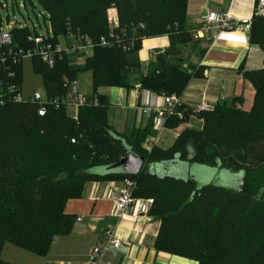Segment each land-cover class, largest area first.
I'll return each mask as SVG.
<instances>
[{"label": "trees", "instance_id": "16d2710c", "mask_svg": "<svg viewBox=\"0 0 264 264\" xmlns=\"http://www.w3.org/2000/svg\"><path fill=\"white\" fill-rule=\"evenodd\" d=\"M260 0H257V6ZM53 32V43L70 34L88 36L95 42L109 38L107 12L119 11L120 26L115 34L134 40L129 51L119 47H96L84 63L76 54L61 52L54 69L38 57L32 58L35 74L41 75L51 97L62 96L64 77L78 79L92 74L97 108H85L78 120L65 108L49 109L44 117L38 106L9 102L0 108V264L7 243L44 257L55 237L69 235L76 218L65 212L68 201L82 197L88 182L121 181L136 183V199H152L149 215L161 226L156 250L196 261L198 264H264V68L244 71L255 89L250 111L243 99L232 105H215L214 111L200 113L203 129L187 127L169 149L144 144L157 136L154 116L145 127L119 134L108 121L109 98L102 88L127 91L137 85L154 95L180 96L188 81L202 78L195 67L182 65V48L196 42L187 22L188 0H40ZM8 49L27 52L34 47L28 28L12 31ZM168 37L170 48L144 67L139 53L148 39ZM250 44L264 52V17L250 23ZM14 54V53H13ZM13 55L0 71L6 87L22 89V60ZM188 120H185L186 123ZM183 124L170 120L166 128ZM125 146L145 159L138 176L105 174L104 169L125 156ZM177 162L188 166L183 179L160 177L158 165ZM205 166L244 178L242 191L207 185L200 187L191 177L192 167ZM148 168V171H145ZM152 168L155 170L151 173ZM218 237L220 245L215 244Z\"/></svg>", "mask_w": 264, "mask_h": 264}, {"label": "crops", "instance_id": "0c3cea01", "mask_svg": "<svg viewBox=\"0 0 264 264\" xmlns=\"http://www.w3.org/2000/svg\"><path fill=\"white\" fill-rule=\"evenodd\" d=\"M257 11V0H188L187 22L191 29L198 20L209 13L230 14L235 28L220 33L211 32L207 39L195 41L196 48L188 45L182 48V65L185 69L195 67L189 73L193 76L179 96L189 107L196 108L202 102L210 105H232L235 98H242V107L250 111L254 104L255 89L245 79L244 71H258L264 68V52L250 44L249 33L244 25L251 23ZM194 41V40H193ZM170 48V39L160 37L143 42L139 58L144 67L155 62L158 54ZM100 95L109 98V124L120 134L133 128L145 127L148 119L141 114L140 108L149 101L147 91L137 86L127 91L122 88H102ZM199 114L191 115L186 123L176 128H164L150 137L144 147L150 151L152 146L169 149L179 135L191 123L198 120ZM203 123V120L200 119ZM196 129V128H193ZM167 140L163 142V133ZM112 181L88 182L82 197L67 202L65 212L76 218L72 232L67 236L54 238L49 253L40 257L29 251L7 243L1 260L8 264H87L90 252L107 230L116 231L123 241L114 264H197L191 260L158 252L155 244L160 230V222L149 214L132 215L120 219L113 214V203L108 197Z\"/></svg>", "mask_w": 264, "mask_h": 264}, {"label": "built area", "instance_id": "2783aa9c", "mask_svg": "<svg viewBox=\"0 0 264 264\" xmlns=\"http://www.w3.org/2000/svg\"><path fill=\"white\" fill-rule=\"evenodd\" d=\"M0 4L5 7V4ZM108 23L111 29L109 38H101L98 42H95L88 36L81 34H70L66 39L65 48L60 47L59 44L53 43V32L50 21L42 16L46 22V30L42 34L30 38L34 44V49L24 52H14L8 47L13 44L14 28L19 27L24 29V25L20 23L19 26L14 22L7 23V31L0 33V71L4 69L7 60L13 55V62L19 63L24 56L31 58L38 57L46 66L50 69H54L60 60L61 52H65L67 55L76 54L78 56V62L84 63L85 60L93 55L96 47H119L123 51H129L134 46V40L129 39L125 44V36L121 37L115 34L114 29L119 28L120 22L116 11V8L109 10ZM47 15V14H46ZM257 15L264 17V0H260L257 6ZM48 17V15H47ZM235 28L231 15L222 13H209L202 16L194 29L191 31V36L194 41H201L208 38L209 34L213 31L220 33ZM244 30L249 33L250 23L244 25ZM14 53V54H13ZM62 87L65 94L62 96L51 97L47 95V99L43 100L42 95L37 93L31 97L28 101H24L21 97V91L15 84H10L6 87L3 86L0 81V108L6 106L9 102L16 103H29L38 106V115L44 117L49 109L60 110L65 108L67 113L74 111V116L68 114L74 120H78L79 112L85 108H97L100 106V99L97 95L86 94L80 90V83L78 79H71L64 77ZM141 89V86H137ZM149 101L140 108L141 114L144 118L149 119L154 116V130L156 132L162 131L166 128V124L170 120H178L185 122L187 117L189 118L194 113L200 114L205 112L214 111L215 105H210L206 102H202L196 108L187 106L177 95H154L147 92ZM152 145L149 141V148L152 149ZM136 189V183L130 179H124L121 181H112L110 190L108 191V197L113 203V214L117 218L123 219L129 213L132 215L149 214L154 200H141L134 197ZM123 241L117 236L116 231L107 230L103 233V236L93 246L87 264H114V260L117 257L120 249L122 248Z\"/></svg>", "mask_w": 264, "mask_h": 264}, {"label": "rangeland", "instance_id": "374dc122", "mask_svg": "<svg viewBox=\"0 0 264 264\" xmlns=\"http://www.w3.org/2000/svg\"><path fill=\"white\" fill-rule=\"evenodd\" d=\"M2 4H5L3 8L0 4V33L7 31V23H22L24 28H28L30 32L35 34V31L42 34L46 30V22L42 17L47 18V15L42 7L40 0H3ZM118 17L119 11L116 8ZM109 11L107 12V17L109 18ZM66 39L60 38L59 46H66ZM35 47V46H34ZM30 48L28 51L33 50ZM22 89H21V97L24 101H28L31 97L36 95L37 93L42 95L43 100L47 99V89L44 84L43 77L41 75L35 74L33 70V60L29 56H24L22 59ZM80 83V90L86 94H93L92 88V74L84 73L78 77ZM138 86V85H137ZM100 92V89L98 90ZM69 115L74 116V111H69ZM193 128L197 130H202L204 124L200 121V119L195 120L191 123ZM120 134V133H119ZM163 142L167 140V131L163 134ZM145 171H148V168H145ZM196 182L198 186L205 185H214V186H231L232 181L231 178L223 176V173L217 171L212 168H205L198 170V175H196ZM141 200H148L140 198ZM215 237L216 235H212ZM215 244L220 245L218 237H215ZM193 261V260H191ZM197 263L196 261H193ZM198 264V263H197Z\"/></svg>", "mask_w": 264, "mask_h": 264}, {"label": "water", "instance_id": "95a60500", "mask_svg": "<svg viewBox=\"0 0 264 264\" xmlns=\"http://www.w3.org/2000/svg\"><path fill=\"white\" fill-rule=\"evenodd\" d=\"M17 26L20 25V23L16 24ZM145 167V159L142 157H139L137 155H134L132 151L125 146V156L123 159H121L118 163L113 164L107 168L104 169L105 174H112V175H128V176H138L143 168ZM210 167L205 166H196L191 168V177L196 181V175H198V170ZM215 169V168H212ZM220 172V170L215 169ZM154 169L152 168L151 173H154ZM188 166L182 165L181 163L172 162L167 164L158 165L156 168L157 175L160 177H175L178 179H183L188 174ZM223 173V176L231 178L232 184L231 186H218L229 190H235V191H242L243 185H244V178L241 174H233L228 171H221ZM207 186V185H205ZM203 187V186H201Z\"/></svg>", "mask_w": 264, "mask_h": 264}]
</instances>
